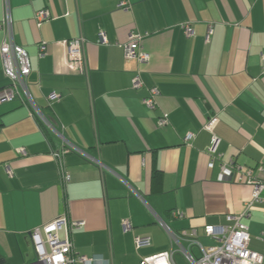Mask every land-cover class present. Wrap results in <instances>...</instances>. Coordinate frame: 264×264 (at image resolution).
<instances>
[{"label":"crops","instance_id":"crops-1","mask_svg":"<svg viewBox=\"0 0 264 264\" xmlns=\"http://www.w3.org/2000/svg\"><path fill=\"white\" fill-rule=\"evenodd\" d=\"M9 1L13 41L31 64L29 91L62 137L44 130L19 100L0 103V264L34 263L30 233L56 219L84 222L58 235L70 237L76 254L98 258L96 264H140L172 249L185 264L164 224L175 233L196 229L203 246L217 245L204 228L228 225L252 189L220 181L218 163L208 167L212 134L204 127L216 116L218 153L264 180V0ZM41 10L51 17L39 23ZM100 31L109 44H98ZM134 34L146 63L124 58L120 45ZM4 37L0 30V50ZM80 37L88 75L68 67L66 43ZM138 74L144 86L136 90ZM8 85L0 54V90ZM150 88L159 90L155 109L143 103ZM53 93L60 98L49 101ZM162 114L170 122L159 128ZM188 134L194 139L185 143ZM66 142L75 150L63 153L71 175L64 184L54 153L65 151ZM263 211L258 205L242 220L250 249L259 253ZM137 236L150 244L138 249ZM181 244L201 254L187 240Z\"/></svg>","mask_w":264,"mask_h":264},{"label":"built area","instance_id":"built-area-1","mask_svg":"<svg viewBox=\"0 0 264 264\" xmlns=\"http://www.w3.org/2000/svg\"><path fill=\"white\" fill-rule=\"evenodd\" d=\"M4 5V19L0 22V30L5 33L4 40L1 45L0 54L2 57V64L4 74L10 81V85L0 90V103L13 102L19 100L30 110L31 116L35 118L40 126L54 132L53 125L44 116L41 108L35 102L32 94L29 91L27 78L31 73V64L27 51L16 45L13 41V21L11 18V7L9 0H3ZM122 7H126L127 3H122ZM51 14L48 10L38 11L35 15L36 21L41 23L48 20ZM184 31L187 36H192L193 31L190 25H184ZM212 30L210 29L206 37V42H210ZM140 35H131L128 43L120 45L123 49L124 58L126 60L136 59L139 63H146L149 60V55L140 47ZM98 44H109L108 37L104 31H100L98 35ZM68 49V67L72 70H77L83 75L89 74L87 60L85 56V40L84 38H76L67 41ZM45 46L40 47V55L43 56ZM261 69L262 77L264 78V52L261 53ZM144 83L138 74L133 81V88L140 89ZM159 95L157 88H150L148 90V97L143 100V103L150 109L156 108V100ZM60 98L56 93L49 96V101H54ZM217 117L212 116L206 123L204 129L212 134L211 144L207 151L211 156L208 167L214 168L218 163L220 173V181H233L249 185L252 189L251 199L246 203L245 209L241 214L228 215V225L213 226L208 225L204 228L206 237L217 241V245L203 246L198 240V232L196 229L191 231H181L175 233L164 223L172 242L176 243L183 255L185 264H263L264 252L259 253L250 249L251 237L248 232V227L242 220L251 215V211L258 205H264V180H258L251 176V171L244 172L239 165L233 164L231 161H226L222 153H218L216 145L218 138L214 134V127L217 124ZM168 115L162 114L157 120L159 128L169 125ZM194 139L193 134H188L184 138L185 143H189ZM65 151L54 153L57 159L58 169L64 184L71 180V175L66 171L63 163V153L69 150H75L69 143L66 142ZM18 152L21 155H27L25 148H20ZM95 163L102 167L99 159H93ZM264 170V169H263ZM8 172L11 171L8 169ZM264 214V211H263ZM174 217H183L184 215L179 211H173ZM84 226V222H68L65 219H56L47 223L42 228L34 229L30 234L34 243L36 251V261L32 264H96L98 258L78 255L75 253L70 237L61 239L58 235L59 231L66 228L67 233L70 231L80 229ZM124 230L131 228L130 223L125 222ZM187 240L191 247H198L200 255L193 254L190 250L185 249L181 241ZM264 242V233L262 237ZM150 244L149 237H135V245L138 249L148 246ZM176 252L172 249L170 251L160 253L158 255L143 258L140 264H178L175 261Z\"/></svg>","mask_w":264,"mask_h":264},{"label":"trees","instance_id":"trees-1","mask_svg":"<svg viewBox=\"0 0 264 264\" xmlns=\"http://www.w3.org/2000/svg\"><path fill=\"white\" fill-rule=\"evenodd\" d=\"M43 128H44V130L47 129V128H45V127H43Z\"/></svg>","mask_w":264,"mask_h":264}]
</instances>
